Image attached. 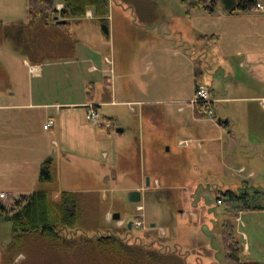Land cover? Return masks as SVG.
<instances>
[{
  "label": "rangeland",
  "instance_id": "1",
  "mask_svg": "<svg viewBox=\"0 0 264 264\" xmlns=\"http://www.w3.org/2000/svg\"><path fill=\"white\" fill-rule=\"evenodd\" d=\"M121 23L120 52L116 46L115 58L107 57L115 62V70L101 61L96 68L106 73L88 79L101 107L97 113L100 119H113L112 129L88 122L84 111L83 119L94 129L98 143L93 148L94 140L88 136L84 147L67 126L63 135H56L55 130L43 129L47 120L42 111H25L31 135L27 148L35 152H30L26 182L13 190L0 183V193L7 195L0 201L11 208L20 196L36 191L54 189L56 197L76 193L80 232L88 236L111 232L128 244L175 252L186 264H226L221 227L230 221L242 249L264 263V163L259 162L264 158V101H246L252 93L245 87L253 85L235 58H223L226 42L213 52L209 49L208 56L194 62L193 70L189 60L176 54L175 45L153 41L154 29ZM99 36L103 38L100 30ZM37 37L46 46L59 45L55 32L42 21H28L26 0H0V100L14 94L11 103L28 102L30 86L38 83L28 73ZM48 53L47 62H56ZM56 72L52 71L61 80L63 98L73 71L62 66ZM194 72L203 75L200 86L209 91L212 116H196ZM105 81L111 94L115 92L111 102L103 96ZM184 141H189L187 146L181 145ZM36 151L53 161V185L39 181L43 161L35 162ZM251 161L259 162L258 170L249 166ZM132 192H140L139 203L129 201ZM226 192L233 195L229 204ZM242 204L252 209L238 214ZM12 213L0 217V264L59 263L60 256L37 240L30 241L25 252L8 251L12 225L7 218ZM115 215L120 216L118 221L113 220Z\"/></svg>",
  "mask_w": 264,
  "mask_h": 264
},
{
  "label": "crops",
  "instance_id": "2",
  "mask_svg": "<svg viewBox=\"0 0 264 264\" xmlns=\"http://www.w3.org/2000/svg\"><path fill=\"white\" fill-rule=\"evenodd\" d=\"M255 1L260 8L256 6L248 13L228 15L224 9H218V6L213 14H208L201 9L189 10L180 3V0H109L110 37L108 35V40L99 36L101 29L92 10H88L81 19L70 20V25L67 27L57 25L56 17L53 22L42 23L46 29L55 32L54 40L59 41V45L55 47L54 44L49 43L48 46L52 45V47L46 49L48 54L55 56L56 62H47L49 55H46L45 47L48 46L43 38L37 37V46L35 43L32 49L36 56L30 58L33 63L30 66L38 67L37 77H32L38 80V83L35 88L30 86L28 102L11 103V99L15 97L14 94H9L8 98L2 99L3 101L0 100V183L13 190L18 183L27 180L25 170L29 165L30 152L34 150L29 151L27 148L30 146L31 135L27 127L29 120L24 115L25 111H42L46 116V124L49 121L54 122L51 129L55 130L56 135H63L67 126V132L73 134L75 140L84 147L88 136L94 140L93 148L98 145L95 142L94 129L83 119L84 111L95 108L98 112L101 108L98 103H95L98 101L94 100L95 96L89 88L92 83L90 84L88 79L94 73H106L96 68L95 64L101 61H105L106 65L112 67L111 72L115 70V62H110L107 57L115 58L116 46L118 53L120 52L118 47L123 36H119L118 31L123 26L122 21L132 27L145 28L144 25H147L154 29L151 33L153 41L175 45L179 48L176 54H181L185 60H189L193 70L194 62H199L208 56L209 49L213 52L217 45L226 42L227 53L223 58H235L238 62L237 68L245 70L246 77L253 85V87H245L252 93L246 101L250 104L257 103L259 100L264 101V3L261 0ZM58 6L63 7L60 3ZM58 20L62 21L60 18ZM158 28L165 33L161 35L162 31H158ZM203 36H214L215 39L209 42L200 41L199 38ZM60 44L64 46L63 49ZM60 52L64 55L57 54ZM220 61L225 62L224 59ZM62 66H67L73 71L71 75L73 80L67 83L68 87L64 90L67 96L63 98L61 97V80L58 75L55 77L52 73L53 71L57 74V68ZM228 68L233 79L234 71L230 65ZM197 74H200V83L203 75ZM5 76L7 77V74ZM233 82L236 86L240 85L235 80ZM109 89L105 86L103 88V96L107 102H111V96L115 97V92L111 94ZM111 104H114V101ZM106 119L113 122L112 118ZM107 133L110 135V131ZM120 133L122 132H118ZM33 157L35 162H44L49 159H46L44 153L37 151ZM259 162L264 163L262 156ZM259 162L251 161L249 166L251 164L254 169H257ZM10 197L13 195L10 194ZM242 257H249L251 262L264 264L256 261L255 255L250 254L249 249L242 250Z\"/></svg>",
  "mask_w": 264,
  "mask_h": 264
},
{
  "label": "trees",
  "instance_id": "3",
  "mask_svg": "<svg viewBox=\"0 0 264 264\" xmlns=\"http://www.w3.org/2000/svg\"><path fill=\"white\" fill-rule=\"evenodd\" d=\"M59 3L63 6L60 11L57 10ZM180 3L189 10L201 9L208 14H213L214 9L221 5L228 15L248 13L257 6L255 0H180ZM26 7L29 22L42 21L47 24L56 17L66 21L62 27L69 26L70 20L81 19L88 10H92L104 40H108L109 0H26ZM213 39L214 36L199 38L204 42ZM199 81L200 74H194V93L200 86ZM105 87L110 88L107 81ZM194 109L198 117L207 115L206 104H196ZM39 181L54 184L51 159L41 164ZM54 194L52 189L20 196L11 208L0 201V217L13 212L7 218L12 225V240L8 246L10 253L25 252L29 242L37 240L60 256L61 260L57 264H186L184 258L175 252L162 253L153 247L128 244L111 232L93 236L80 232L79 196L71 192L60 193L57 197ZM225 196L229 204L233 195L226 192ZM240 208L238 213L252 209L245 204ZM232 217L237 218L236 215ZM221 238L226 264H258L243 260V249L235 237L234 226L230 221L222 224Z\"/></svg>",
  "mask_w": 264,
  "mask_h": 264
},
{
  "label": "built area",
  "instance_id": "4",
  "mask_svg": "<svg viewBox=\"0 0 264 264\" xmlns=\"http://www.w3.org/2000/svg\"><path fill=\"white\" fill-rule=\"evenodd\" d=\"M257 8H260V6H257ZM62 9V7H57V10L60 11ZM39 70L38 67L36 66H28V73L31 77H37ZM195 94V101L193 102L194 105L196 104H206L207 105V115L208 116H212V111L210 109V107L212 106V102L210 101L209 98V91L206 88H203L201 86L198 87V89L196 90ZM86 120L94 125L99 126L102 129H106V130H110L112 129V124L109 122V120H104V119H100L97 110H95V108H89L87 110V115H86ZM54 122L53 121H49L45 126H44V130H49L53 127ZM189 142V141H188ZM187 141H184L183 143L181 142V145H188ZM6 195L4 194H0V200H5L6 199ZM142 210V209H140ZM140 223L136 224V227L139 228L140 227Z\"/></svg>",
  "mask_w": 264,
  "mask_h": 264
},
{
  "label": "water",
  "instance_id": "5",
  "mask_svg": "<svg viewBox=\"0 0 264 264\" xmlns=\"http://www.w3.org/2000/svg\"><path fill=\"white\" fill-rule=\"evenodd\" d=\"M56 24L57 25H65L66 24V21H60V20L57 19L56 20ZM118 132H122V131L121 130H117V133ZM148 185H149L148 180H146V186H148ZM129 201L131 203H139L141 201V194H140V192H132V193H130V195H129ZM119 219H120V216L119 215L113 216V220L118 221ZM131 227H132V223H129L128 224V230H130ZM152 227H154V225H152Z\"/></svg>",
  "mask_w": 264,
  "mask_h": 264
}]
</instances>
